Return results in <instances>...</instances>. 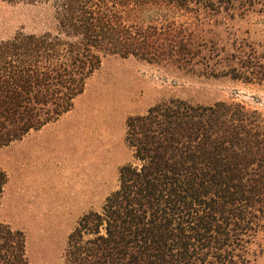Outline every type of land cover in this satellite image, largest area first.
<instances>
[{"label":"trees","instance_id":"trees-1","mask_svg":"<svg viewBox=\"0 0 264 264\" xmlns=\"http://www.w3.org/2000/svg\"><path fill=\"white\" fill-rule=\"evenodd\" d=\"M5 1L42 14L44 29L0 43V148L71 111L105 56L195 65L236 47L216 31L225 20L264 13V0ZM126 125L138 165L80 220L66 264H248L264 233V114L174 100ZM6 182L0 171V198ZM0 264H29L25 235L2 223Z\"/></svg>","mask_w":264,"mask_h":264},{"label":"rangeland","instance_id":"rangeland-1","mask_svg":"<svg viewBox=\"0 0 264 264\" xmlns=\"http://www.w3.org/2000/svg\"><path fill=\"white\" fill-rule=\"evenodd\" d=\"M140 15L145 21L164 17L157 10H145ZM42 20V14L31 7L0 0V43L21 31L41 32ZM225 21L227 25L216 31L227 43L235 41L236 47L228 44L226 53L219 56L202 52V58L193 62L195 65L156 63L120 55L102 59L100 68L86 81L83 94L73 103L70 123L86 128L84 157H81V144L72 143L67 165L56 160L54 169L61 174V184L55 207L22 209L36 215L19 217L13 223H3L0 218V223L25 235L29 264H66L69 236L80 220L89 213L103 212V206H76L81 191L74 189L81 186V181L75 177L81 179L84 171L104 173L106 169L110 196L119 188L120 169L129 164L138 165L134 150L125 142L129 118L146 115L154 106L174 100L203 106L237 102L264 114V13ZM226 54L240 58L250 54L255 58L249 56L244 62ZM232 70L234 73L228 74ZM60 145V142L56 144ZM65 175L69 180L66 187ZM249 259L248 264H264V233L251 245Z\"/></svg>","mask_w":264,"mask_h":264},{"label":"crops","instance_id":"crops-1","mask_svg":"<svg viewBox=\"0 0 264 264\" xmlns=\"http://www.w3.org/2000/svg\"><path fill=\"white\" fill-rule=\"evenodd\" d=\"M73 115L71 110L41 129L30 131L21 140L0 148V152H3L0 169L7 176L0 198V218L3 223H13L19 221V217L36 215L24 209L55 207L54 201L59 198L61 184V174L54 169L55 162L60 159L67 165L69 145L72 143L81 144V157H84L82 145L86 141V128L79 123L71 124L70 117ZM58 141L60 146H56ZM83 173V178L75 177L81 181V186L74 189L81 191L75 201L76 206L104 207L109 197L106 169L104 173L102 170L99 173L91 170ZM68 182L66 177L65 187Z\"/></svg>","mask_w":264,"mask_h":264}]
</instances>
